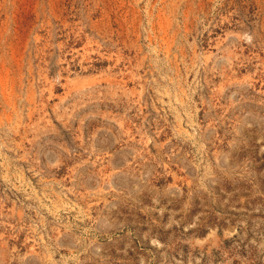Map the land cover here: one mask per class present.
<instances>
[{
    "label": "rangeland",
    "instance_id": "374dc122",
    "mask_svg": "<svg viewBox=\"0 0 264 264\" xmlns=\"http://www.w3.org/2000/svg\"><path fill=\"white\" fill-rule=\"evenodd\" d=\"M0 264H264V0H0Z\"/></svg>",
    "mask_w": 264,
    "mask_h": 264
}]
</instances>
